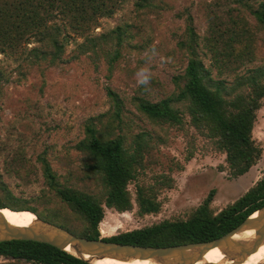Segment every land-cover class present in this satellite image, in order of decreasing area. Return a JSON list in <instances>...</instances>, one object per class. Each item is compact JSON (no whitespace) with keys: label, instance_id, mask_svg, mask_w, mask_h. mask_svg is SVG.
Instances as JSON below:
<instances>
[{"label":"trees","instance_id":"obj_1","mask_svg":"<svg viewBox=\"0 0 264 264\" xmlns=\"http://www.w3.org/2000/svg\"><path fill=\"white\" fill-rule=\"evenodd\" d=\"M230 1L235 7L228 11L229 22L223 24L215 19L209 27L206 47L212 54L214 69L222 76V66L229 59L259 66L245 67L230 81L216 78L214 69L204 64L207 53L200 49L192 17L187 12L179 13L177 17L185 19V38L176 43V56L180 68L184 64L185 67L181 75L172 78L173 91L157 102L141 97L130 101L137 119L147 123L150 130L125 115L123 99L105 88L108 109L86 119L82 139L65 155L54 158L63 174L53 169L44 151L37 157L43 189L39 196L23 199L13 194L0 173V209L31 212L77 237L167 247L218 239L264 207L263 170L255 185L221 209L212 206L215 190L211 189L199 205L183 216L109 238H101L99 232L105 210H135L138 218L157 214L162 207L160 196L175 189L171 174L183 170L179 162L170 164L166 171L148 174L157 163L155 150L166 142L169 129L182 132L188 144L183 163L194 157L195 137L200 136L212 151L225 156L223 167L232 179L245 175L261 158L262 148L253 137V129L264 100V0L256 4ZM124 2L0 0V55H17L22 50L16 67L18 76H24L21 68L25 64L27 69L37 68L39 76L45 78L48 69L65 61L68 38L77 36L83 40L77 43L69 60L81 61V56H86L94 77L108 79L124 52L135 51V46L130 45L135 25L120 24L98 35H90V31L100 18L111 17ZM134 11L139 18L160 17L168 11V2L137 0ZM233 11L237 12L235 18L230 15ZM246 15L253 19V29L247 24ZM30 39L35 46L27 49ZM9 75L0 64V91ZM70 151L75 152L74 158ZM29 169L27 162L17 171L21 180L28 177ZM0 258L4 260L0 264H89L50 245L31 241L0 243Z\"/></svg>","mask_w":264,"mask_h":264},{"label":"rangeland","instance_id":"obj_2","mask_svg":"<svg viewBox=\"0 0 264 264\" xmlns=\"http://www.w3.org/2000/svg\"><path fill=\"white\" fill-rule=\"evenodd\" d=\"M136 1L125 0L111 17L100 18L98 25H94L90 31V35H98L107 33L120 24L135 25L134 39L130 43L135 46V51L124 52V58L114 66L112 76L108 79L94 77L93 68L86 56H81V61L69 60L77 43L83 40L77 36L68 38L65 61L48 69L45 78L39 76L37 68L27 69L25 64L21 68L24 76H18L16 67L19 65L22 50L17 55H0V64L10 74L9 81L3 84L0 91V173L15 196L31 199L40 195L43 180L37 157L44 151L52 161L53 169L58 174H63L54 158L65 155L69 148L82 139V124L86 119L108 109L105 88L111 89L123 99L125 115L142 128L150 130L147 123L137 119V113L130 101L133 97H141L157 102L173 91L172 78L181 75L185 67L184 64L180 68L176 56V43L185 38V19L178 18L179 13L187 12L192 17L193 28L199 36L200 49L207 53L203 59L204 64L214 69L212 54L206 47L207 38L210 36L209 27L215 19L223 24L229 22L231 17L228 11L235 7L232 1L167 0L168 11L163 12L160 17L149 15L142 18L136 17ZM259 1L261 0H248V3L256 4ZM236 14L235 11L230 13L234 18ZM245 17L247 24L253 29V19L248 15ZM143 25L150 27L147 29ZM152 45L156 46L158 55L147 65L152 72V81L145 91L137 86L135 72L145 65V52ZM33 46L35 43L30 39L26 47L30 49ZM27 49L23 50L26 52ZM216 57L218 61L221 60L219 55ZM253 66H259V63H241L229 59L222 66L223 75L218 76L215 69L213 75L230 81L245 67ZM189 134L193 135V129L189 128ZM253 137L262 148L261 158L245 175L232 179L223 167L225 156L212 151L200 136L195 137L194 157L183 163L188 144L182 132L169 129L166 142L159 144L155 150L157 163L150 167L148 174L166 171L170 164L179 162L183 170H174L171 174L175 189L160 196L162 207L157 214L138 218L134 214L135 210L124 213L105 210V216L99 225L101 238L142 228L163 219L183 216L187 210L199 205L211 189L215 190L212 206L216 209L235 201L262 177L264 100L257 113ZM70 153L74 158L75 152ZM27 162L30 164L28 177L21 180L17 171ZM129 189L132 190V185ZM1 262L4 260L0 258Z\"/></svg>","mask_w":264,"mask_h":264},{"label":"water","instance_id":"obj_3","mask_svg":"<svg viewBox=\"0 0 264 264\" xmlns=\"http://www.w3.org/2000/svg\"><path fill=\"white\" fill-rule=\"evenodd\" d=\"M2 210L0 209V243L31 241L47 244L89 264L93 260L105 259L122 263L153 260L158 264H197L212 249H219L228 264H243L264 242V207L218 239L167 247L129 245L77 237L65 229L38 219L34 214L32 224L14 226L5 220ZM246 231H253V238L247 241L235 240V236ZM67 248L74 250L75 254L68 252Z\"/></svg>","mask_w":264,"mask_h":264},{"label":"bare ground","instance_id":"obj_4","mask_svg":"<svg viewBox=\"0 0 264 264\" xmlns=\"http://www.w3.org/2000/svg\"><path fill=\"white\" fill-rule=\"evenodd\" d=\"M3 217L7 222L14 226H28L33 223L35 216L31 212H16L9 209H3L1 211ZM255 216V215H254ZM253 231H246L240 235L235 236V240L247 241L253 238ZM67 251L75 254V251L71 248H67ZM88 259V257H84ZM227 262V263H226ZM225 256L219 249H212L203 255V258L197 264H228ZM264 263V242L261 246L251 254L243 264H261ZM92 264H158L153 260L148 261H132L127 263L117 262L109 259L105 260H93Z\"/></svg>","mask_w":264,"mask_h":264},{"label":"clouds","instance_id":"obj_5","mask_svg":"<svg viewBox=\"0 0 264 264\" xmlns=\"http://www.w3.org/2000/svg\"><path fill=\"white\" fill-rule=\"evenodd\" d=\"M158 55L157 48L155 45H152L145 52V65L141 66L135 72V81L138 87H142L145 91L148 90V86L152 81V72L151 69L147 66L152 59Z\"/></svg>","mask_w":264,"mask_h":264}]
</instances>
